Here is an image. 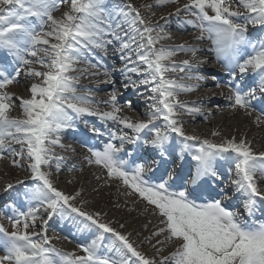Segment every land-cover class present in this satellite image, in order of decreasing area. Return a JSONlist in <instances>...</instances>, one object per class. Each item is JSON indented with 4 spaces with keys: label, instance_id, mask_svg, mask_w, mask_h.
Here are the masks:
<instances>
[{
    "label": "snow or ice",
    "instance_id": "obj_1",
    "mask_svg": "<svg viewBox=\"0 0 264 264\" xmlns=\"http://www.w3.org/2000/svg\"><path fill=\"white\" fill-rule=\"evenodd\" d=\"M171 4L179 0H156L161 9ZM65 6L59 18L54 15ZM182 12L193 19H179ZM174 15L178 31L191 28L199 33L197 40H208L211 47L161 44L173 38L168 30L171 22L162 17L164 24L153 23L129 3L0 0V53L4 54L0 58V160L10 156L15 167H24L16 157L27 160L31 181H18L24 185L19 200L4 206L12 230L0 223V251L4 253L0 264H264V220L255 218L258 211L264 214V152H254L243 138L215 143L189 134L179 119L181 113L208 117L200 106L182 102L179 96L200 85L180 83L167 75L188 72L193 75L187 79L201 81L204 77L198 68L207 61L196 59V53L214 54L229 77L231 107L255 110L252 102L264 100V0H237L235 7L230 0H186ZM250 28L256 29L252 35ZM110 49L124 63L120 72L124 87L135 91L143 86L149 93L145 98L151 103L143 121L120 115L115 94L100 102L93 98L94 89L79 85L88 78L75 74L88 71L77 67L80 64L102 68L104 76H111L105 63ZM179 53H191L193 61L169 63ZM36 64L45 70H37ZM22 73L38 82L31 84L28 98H14L9 89L19 83ZM248 78L251 83L245 84ZM81 91L85 94H78ZM15 100L23 118L11 115ZM100 103L111 111H100ZM85 117L121 127L102 132ZM80 123L96 136L108 137L102 149L89 147L88 164L101 166L110 179L130 189L129 194H137L152 206L162 226L145 240L151 243L163 235L157 244L171 243L168 255H159L164 250L153 245L156 255L146 256L129 235L101 222L99 212L76 206L73 201L81 193L68 195L56 186L54 177L66 157L55 148L64 149L63 134L76 132ZM177 144L179 158L187 156L194 162L183 174L172 167ZM127 145L136 147L128 149ZM218 161L234 169L230 183L243 198L248 219L224 203L229 193L222 186ZM3 190L16 189L8 183ZM70 216L82 225L79 230H96V238L80 246L83 255L60 251L47 234L49 221ZM37 221L40 232L35 231ZM105 234L112 238L106 247L102 243Z\"/></svg>",
    "mask_w": 264,
    "mask_h": 264
},
{
    "label": "bare ground",
    "instance_id": "obj_2",
    "mask_svg": "<svg viewBox=\"0 0 264 264\" xmlns=\"http://www.w3.org/2000/svg\"><path fill=\"white\" fill-rule=\"evenodd\" d=\"M116 1H118V0H116ZM125 3H127V2H125ZM149 5L152 7V9L150 8L149 12L147 11V14L145 15V17H149L151 19H153V18L158 19L155 21V23L158 22V23L162 24L161 22L164 19H161L162 16L160 14H161V12L166 13L168 11L165 9L166 6L163 7L162 9L157 7L156 6V0H147L146 6H149ZM153 13H155V15H153ZM170 13H172V12H170ZM171 16L173 17V15H171ZM168 30L170 31L173 38L171 40L161 41V44H163L165 46H171V45H169V42H175L176 45L183 44V45H186L188 47H194V48L207 49L208 47H211V43L210 42L208 43L207 40H204V41L197 40L196 39L197 36H195L191 32L193 30L191 28H189L187 31H178L177 30V22L170 23L168 25ZM192 42H197V43L195 45H192L191 44ZM176 45H172V47H174ZM202 53H207V52H197L196 53V59L207 61L206 63H203L204 66H208L209 64H213L215 62L214 58L202 57L201 56ZM180 54H182V53H179L176 56H179ZM183 54H186L188 59L193 58L191 53H183ZM108 58H109V61H107L108 59L105 58V63L108 65L109 70L111 71V76L114 79H112L109 83H107L105 81L104 85L96 88V87H94V85L92 83L96 79L106 78V76H104L102 74L103 69L102 68H100V69L91 68L88 64H80V65H77V67L82 68V69H88V71L85 73H75V74L84 75V76H87L88 78L83 79L85 81L84 83L79 82V85L81 86V88H92V89H94V92L98 91L99 93H102L104 95V98L102 99V101H107L110 98L109 95L105 94L106 91H108L109 89L110 90H113V89L119 90V88H120V91H125L122 97H117V100L119 101L118 103H120L119 105H121V104L124 105V108H121V113L125 114L126 117H129L133 121L139 122V121L145 120L146 114L148 112V111H145V108L148 109V105L151 103V101H149L145 98L144 100L141 99L143 101H137L136 103L130 104V106H129V104H126L125 103L126 101L133 100V97H135V96H134V93L132 92V90H130V88L126 89L125 87H121L123 85V81H122V77L120 75V72L124 68V63L119 60L118 54L112 52L111 49L109 50ZM110 61H113L114 64H113V62L111 63ZM169 63H171V61H169ZM33 66L35 68H37V70H42V68L40 66H38V64L33 65ZM92 72H100L101 74L96 75V76H92V75H90ZM198 72L201 75V70L199 68H198ZM167 75H168L169 79L177 80L180 83L199 84L200 85V87L196 91L189 92V93H181L179 96V99L181 98L180 100L182 102L188 103L189 105L200 106L202 111L204 112V115L208 117L207 119H204V117L199 116V115L192 116V115L187 114V113H181L179 116V119L184 122V127L189 134L197 135L200 138L202 137L203 139L209 138L210 140H212L214 138L220 137L222 135V132L227 130L232 135H228V137L223 139L224 141L234 137V135H238V136H240V139L241 138L246 139L251 144L254 152H256V153L264 152V107L263 106L260 107L259 104L257 105V103L252 102L254 109H255L254 111H260L263 114V115H260V114L258 115L255 112L250 111V110L248 112H245L243 109H240V108L233 109L231 107L232 103H230L228 100H225L224 102L218 101L217 98L225 99L231 95V92H230V89L226 86L228 83L227 78L221 77L215 73L212 74V76H214V77L210 81L204 77V79L201 81L194 80L191 83L186 81V80H182L181 78L184 77V79H186L187 76L193 75V73L169 72ZM133 78L136 79L137 77L133 76ZM237 79H239V77ZM33 81H34L33 79L26 77L22 73V75L19 77V83L10 86L9 90L14 95V98L15 97L28 98L30 95L29 88H30L31 84L34 83ZM217 83H219L221 86L216 87ZM245 84H250V83L245 81ZM136 90H138V92H136V91L135 92L138 93V96H140V97H142L145 94L149 95V93L144 91L142 86ZM139 93H143V95H141ZM78 94L83 95L85 93H78ZM108 94H110V93H108ZM193 94L194 95L196 94L199 98L198 99H191V98L187 99V98H185L186 96L190 97ZM257 95H259V93H257ZM93 98L96 101L99 100L97 97L93 96ZM102 105L108 106L104 103ZM211 106L212 107L215 106V107L211 109L210 108ZM11 114H12V116L17 117V118H23V113H22V110L20 108V104H19L18 100H15V107H14ZM217 116H221V117H217ZM91 118L92 117H85V119H88V120L89 119L91 120ZM258 120L260 121L259 123H257ZM108 123H109V127H111L112 129H115L114 128L115 124H113L111 121H109ZM156 123L159 124L161 122L156 121ZM99 126H101V125H99ZM124 131H127L130 135L133 134L128 129H125ZM214 132L219 133V136H214L213 135ZM63 136L65 138L62 140V142L65 145V148L61 149L59 147H56L55 151L57 154L65 156L66 160L64 162V167L62 168L61 172L57 176L54 177V182H55L56 186L59 188V184H61L62 182L63 183L66 182L70 186H75V187L81 186V192H80L81 195H86L89 192L91 193V192L95 191L96 190L95 186H93L91 189H88L86 186H84L82 184V182L84 180H87L88 177H90L92 174L91 170L85 168L89 165L87 160L85 159V157L89 156L90 153L88 154V153L82 152L75 145H73V143H76V144H77V142L79 143L80 140H77L76 138H74L73 135L70 133V131L64 133ZM107 140H108V137L106 135V139H105L104 143L107 142ZM237 140H239V139H237ZM66 142H71V144H68ZM219 143H221V142H219ZM176 147L180 148L179 144H177ZM65 149H67V150H65ZM72 158H75V159L77 158V160H79L80 163L75 164L74 161L72 160ZM4 160L5 161L11 160V162H12V158H10V156ZM4 160H0V166ZM13 169L17 170V167L13 166V164H12V170ZM69 169H71V170H69ZM27 175H28V173H26V171H25V174H22L21 172H19L17 170L16 175L13 178V181L11 182V180H10L8 183H12L13 185H15V184H18L17 183L18 181L23 180L27 184L30 181V180L26 179ZM6 182H7L6 180L0 179V191L2 193L5 192L3 189L6 186V184H5ZM62 185L63 184H61V186ZM120 187H122V189L124 191H126V193L121 195L122 197H120V199L118 201L119 203H121L122 198H125L126 196H131V194H129L130 193L129 189L125 188L121 183H120ZM228 187H227L228 189H226V191L227 192L230 191L231 193H233V187L234 186L232 184H229ZM113 188H116V186H113ZM233 196L234 197L230 201H226L225 204L231 210L235 211L234 208L236 207V205L240 204V200L243 201V198H238L237 196H235V194ZM114 202L115 201L108 198V199H105L104 202L101 204L102 205V209H100V211H101L100 212L101 222L108 223L111 227H115V228L119 229L122 234L125 233L126 235H129L130 239L134 238L133 240H131L132 243L134 244V246H136L138 248V250L142 249V246L144 245V247H145L148 243L145 240V237H149L152 235L150 233L148 235H144L145 229H147L148 227L151 226L150 221L147 219V217H141V222H143V223H141V224H140V222L137 223L136 219H135V212H131L132 216L128 217L125 214V212L122 210L123 204H116ZM1 203H0V209L2 210V212H6L8 215L9 214L8 210L2 209L3 207L1 208V206H3V205ZM124 204H127V202ZM124 207H128L129 211H134L131 205L127 204ZM237 213H239V212H237ZM245 213L246 212L244 210H242V213H239V214L243 218L248 219V216ZM66 219L67 218H65V220ZM120 219H123L122 220L123 222L121 221V223H120L119 222ZM121 225H124V227L121 228ZM49 227H50V229H48L47 234L55 244L60 245L62 247H70V248H72L75 245L77 248L80 249L79 251H81V248H80L81 245H86L87 241L90 238H96V235H97L96 230L94 231L93 229L89 230V232L87 234L80 236L78 234L70 233L69 231L68 232L67 231H65V232L59 231L57 228H55L53 223L50 224ZM151 228H152V230H154L153 225L151 226ZM123 230H124V232H123ZM62 232H64V233H62ZM61 234L64 236L60 237L59 235H61ZM136 237L144 239L145 241L144 240L140 241L141 245H139L135 242ZM69 240H70V242H69ZM103 240H106L107 243H112V238H110V234H105ZM158 240L163 241L162 238L158 239ZM73 242H76L77 245L74 244ZM146 251L147 252L154 251L153 245L150 246V248H148ZM164 251H167V247H164ZM155 253H156V250H155ZM144 254H146V253H144ZM0 255H2L1 252H0Z\"/></svg>",
    "mask_w": 264,
    "mask_h": 264
},
{
    "label": "rangeland",
    "instance_id": "obj_3",
    "mask_svg": "<svg viewBox=\"0 0 264 264\" xmlns=\"http://www.w3.org/2000/svg\"><path fill=\"white\" fill-rule=\"evenodd\" d=\"M127 2V3H129V4H131L133 7H135V8H137V9H139L140 10V12H141V15L142 16H145L146 14H147V11L149 12V10H150V8L152 9V7H148V6H146V2H147V0H118V1H116V0H110V2H112V3H116V4H120L121 3V5L123 4V3H125V2ZM186 2V0H179V4H171V5H167L166 6V10H168L166 13L165 12H161V16L162 17H164V18H167L171 23H173V22H177V17L174 15L175 14V12H176V9H177V7H182V5L184 4ZM230 2L232 3V6L233 7H235L236 6V2H237V0H230ZM65 10H67L66 9V6L65 7H63L62 8V10L61 11H58V12H56V13H54V15L55 16H57L58 18L62 15V12L63 11H65ZM170 12H172L173 13V17L171 16V15H169L170 14ZM164 15V16H163ZM179 19H181V20H188V19H193V17H191V16H189V15H187V14H185V13H181V15H180V17H179ZM152 21H153V23H155V21L156 20H158V19H151ZM162 24H164L165 23V20H163L162 22H161ZM251 31H253L252 33H250ZM256 31V29L254 30V29H252V28H250V30H249V34L250 35H252L254 32ZM195 36H198L199 35V33L197 32V31H195V30H192L191 31ZM208 41V40H207ZM210 41H208V43H209ZM197 42H192L191 44L192 45H195ZM206 43V42H205ZM207 43V44H208ZM211 43V42H210ZM169 45H176L175 44V42H169ZM209 48V47H208ZM180 56V57H179ZM179 56H175V57H173L172 58V61L171 62H175V63H177V64H179V63H181L182 61H184V60H189V61H193V58H190V59H188L187 58V56H186V54H180ZM201 56L202 57H211V58H214L215 59V56H214V54H211V53H202L201 54ZM106 59H108L107 61H109V58H108V56L106 57ZM111 63L113 62V61H110ZM113 64H114V62H113ZM38 66H40V65H38ZM115 69V68H114ZM199 69L201 70V75L203 76V77H205V78H209V79H212L213 78V76H212V74H218V72H217V70H219V68H218V66H217V62L215 61L213 64H209L208 66H204V64H200L199 65ZM42 70H45V69H42ZM22 75V74H21ZM225 77H227V80L229 81V77L228 76H225ZM105 79V81L107 82V83H109L112 79H114L112 76L111 77H106V78H104ZM182 80H186V81H188V82H192V81H194V80H191V79H182ZM105 81H103V80H100V82H98L97 84L98 85H100L102 82H105ZM34 83H36V82H38V81H36V80H34L33 81ZM79 82H81V83H84L85 81L83 80V79H81ZM92 84H94V82L92 83ZM103 85H104V83H103ZM121 87H124V85H122ZM210 87V86H209ZM116 88V87H115ZM110 90V89H109ZM106 91L105 92V94H107V95H109V96H111L112 94H116V97H122L123 96V94H124V92L125 91H120V88H119V90L118 89H113V90H110V91ZM80 93H84L83 91H81ZM108 93H110V94H108ZM93 96L94 97H97L99 100L98 101H100V102H103L102 101V99L104 98V95L102 94V93H99L98 91L97 92H94L93 93ZM185 98H191V99H198L199 97L195 94H193V95H191L190 97H188V96H186ZM211 98V97H210ZM181 99V98H180ZM218 99V101H222V102H224L225 100H228L230 103H232V101H230L228 98H225V99H223V98H217ZM119 102V101H118ZM128 102H130V104H132V103H136L137 101L136 100H128V101H126L125 103L126 104H128ZM103 103H100V105H99V109H100V111H111V107L110 106H105V105H102ZM120 104V103H119ZM121 106V108H124V105H120ZM215 106H211L210 108L212 109V108H214ZM145 111H149V108L147 109V108H145ZM250 111H253V112H255L256 114H260V115H263L262 113H260V112H258V111H254V110H252V109H250ZM12 115V114H11ZM120 115H122V116H126L125 114H123V113H120ZM217 117H221V116H217ZM95 119V121H97V122H101L97 117H92L91 119ZM210 121V120H209ZM212 121V120H211ZM108 124L109 123H107L106 125H105V127H106V129H112L111 127H109L108 126ZM118 127H121V126H118V125H115L114 126V128L116 129V128H118ZM125 130V129H124ZM130 135V134H129ZM228 135H232V134H230V132L229 131H227V130H225L224 132H222V135L220 136V137H218V138H214V139H212V141H214L215 143H219V142H222V141H224L223 139L224 138H226V137H228ZM234 137L236 138V139H240V136H238V135H234ZM201 139H203L202 137H201ZM208 140H210L209 138H207ZM98 140H100L99 138H98ZM100 143H101V141H99ZM96 143V142H95ZM129 145H127L126 146V148L128 147ZM13 147H16V148H19L20 146L19 145H13ZM99 147H103V145L102 146H99ZM83 150H85V149H83ZM85 152L86 153H88L89 154V151H86L85 150ZM10 158H12V157H10ZM16 159L21 163V164H23L24 165V167H17V170L19 171V172H21L22 174H25V171H26V173H28V175H27V177H26V179H29V175H30V173H29V171H27L26 170V168H27V160H20L19 159V157H16ZM72 160L74 161V163L75 164H79L80 162H79V160H77V158L75 159V158H72ZM0 179H4V180H6L7 182L5 183V184H8V182L11 180V182L13 181V178L15 177V175H16V171L17 170H12V162H11V160L9 161V160H4L2 163H1V166H0ZM85 168H87V169H89V170H91V172H92V174H91V176L90 177H88V179L87 180H84L83 182H82V184L84 185V186H86L88 189H91L93 186H95L96 187V190L95 191H93V192H89L88 194H86V195H80L78 198H77V200L76 201H73V203L76 205V206H80L81 204L84 206V210L85 211H88V212H93V213H95V212H101L100 211V209H102V203L104 202V200L105 199H108V198H110L111 200H113V201H115L114 203H116V204H123L122 206V210L125 212V214L129 217V216H132V214H131V212H135V219H136V222L137 223H139L140 222V224L141 223H143V222H141V217H147V219L150 221V225L152 226L153 225V227H154V230H152V228H151V226L150 227H148L147 229H145V233H144V235H148L149 233L150 234H152V232H155V231H158V229H159V227H161L162 225H160V220H159V217L158 216H156V215H154L153 214V211H152V206H149V205H147L146 204V202L145 201H143L141 198H139V196L137 195V194H135V193H132L131 194V196H126L125 198H122V201H121V203H119L118 201H119V199H120V197H122L121 195L122 194H125L126 193V191H124L123 189H122V187H120V182L118 181V180H113V179H110L109 177H108V175H107V171L104 169V168H102L101 166H98V165H95V164H92V165H88L87 167H85ZM94 169V170H93ZM29 183H31V181L29 182ZM29 183H27V184H29ZM61 184H63L62 186H61ZM61 184H59V188L62 190V191H64L66 194H68V195H75L76 193H80L81 192V186H70V185H68L66 182L65 183H61ZM113 186H116V188H113ZM19 188V189H18ZM15 191H13V192H4V193H2L1 191H0V203L3 205V206H1V208L2 209H5V205L6 204H8V203H11V202H13V201H10L9 200V198H10V196H11V194H17V192H23V190H24V185H22V186H16L15 187ZM129 191L131 192V190L129 189ZM21 192V193H22ZM113 196V197H112ZM225 201V200H224ZM127 202V204L128 205H131L132 206V208H133V210L134 211H129L128 210V207H124V206H126L127 204H124V203H126ZM130 208V207H129ZM0 212H2V210L0 209ZM7 216L6 215H4V216H0V223H2L6 228H8V230L9 231H11L12 230V226H11V224L9 223V221H8V219L6 218ZM71 217V216H70ZM58 220V219H57ZM123 219H120L119 220V222L121 223V221H122ZM143 221V220H142ZM123 222V221H122ZM54 224V223H57L59 226H62V227H64V225H62L61 223H60V220H59V222H56V218H54L52 221H49V225L50 224ZM54 226H55V228H56V225L54 224ZM116 231H118V232H120V230L119 229H117V228H115V227H113ZM48 229H50V227H48ZM58 229V228H57ZM35 231L36 232H40V222L39 221H37V226H36V228H35ZM123 232H124V230H123ZM125 234V233H124ZM60 237H62V236H64V235H59ZM163 239L164 240V236L162 235V236H159V237H155V238H153L152 239V242L151 243H147V245L144 247V245L142 246V249H140L143 253H146L145 255L146 256H148V257H153L154 255H156V253H155V250H156V248H162L163 250H164V247H167V251H163V252H161L159 255H168L169 254V252H171L172 250H173V245L171 244V243H166V244H164V243H161V244H157V240L158 239ZM134 239V238H133ZM132 238L130 239V237H129V240H130V242H132L131 240H133ZM142 240H144V239H141V238H135V242L137 243V244H139V245H141V242L140 241H142ZM145 241V240H144ZM69 242H70V240H69ZM52 243H53V245L57 248V249H59L60 251H62V252H65V253H76L77 255H83V252L82 251H79L80 249L79 248H77L75 245L72 247V248H70V247H62V246H60V245H57V244H55L53 241H52ZM74 244H76V242H73ZM81 244V243H80ZM77 245V244H76ZM152 245H156V248H154V251H152V252H147L146 250L148 249V248H150V246H152ZM79 246V245H78ZM69 248V249H68ZM79 251V252H78ZM3 253V252H2ZM4 254V253H3ZM2 254V255H3ZM150 254V255H149ZM157 258H159L158 256H157Z\"/></svg>",
    "mask_w": 264,
    "mask_h": 264
}]
</instances>
